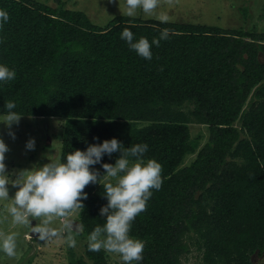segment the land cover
Wrapping results in <instances>:
<instances>
[{
    "label": "trees",
    "instance_id": "trees-1",
    "mask_svg": "<svg viewBox=\"0 0 264 264\" xmlns=\"http://www.w3.org/2000/svg\"><path fill=\"white\" fill-rule=\"evenodd\" d=\"M56 3L0 0L9 13L0 26V63L16 71L0 87V115L13 100L21 115L65 118L61 160L112 137L125 147L149 145L145 158L162 165V186L132 222L130 234L145 242L140 264H182L190 241L205 264H259L253 255L264 257V32L127 15L98 25L83 10ZM125 27L149 41L164 28L170 36L146 60L120 38ZM191 124L207 126L205 141L192 137ZM84 191L78 222L88 236L103 224L99 209L107 199L102 184ZM85 254L92 264H114L88 243ZM87 259L69 264H91Z\"/></svg>",
    "mask_w": 264,
    "mask_h": 264
},
{
    "label": "clouds",
    "instance_id": "clouds-1",
    "mask_svg": "<svg viewBox=\"0 0 264 264\" xmlns=\"http://www.w3.org/2000/svg\"><path fill=\"white\" fill-rule=\"evenodd\" d=\"M124 15L134 17L137 10H142L149 17H154L161 23H168L166 13L155 10L159 0H123ZM9 13L0 8V26L7 23ZM170 30H160L158 37L151 41L147 37H135L130 27L120 32V38L128 48L138 56L151 60L152 47H159L162 40L169 39ZM16 71L5 63H0V87L14 80ZM3 107L7 110L0 115V122L9 128V135L14 139L15 133L11 126L19 123L21 114L15 111L17 105L8 100ZM25 147L34 149L35 139L29 138ZM149 150L146 142L131 144L125 147L116 137L104 139L99 143H91L81 150L69 152L63 160L50 159L42 166L25 169L18 173L11 184L18 185L14 195L9 196L7 185L9 174L5 171V153L8 145L0 138V201L10 200L7 213L13 224L29 225L31 233L37 234V239L44 241L60 235L52 226L54 219L67 217L74 209L84 208L83 201L88 193L84 188L89 183H99L103 186V195L107 203L99 209V216L104 218L103 224H97L87 236L88 249L99 252L117 254L122 264H140L143 260L145 242L130 234L132 222L147 209V204L153 195V189L162 186V165L154 158H145ZM120 155L114 163L103 162L104 155L112 156L114 152ZM101 164L99 169L90 167ZM114 181V182H113ZM30 218L37 220L32 224ZM72 221L65 220L64 228L71 229ZM82 230L83 225H77ZM16 232L0 234V252L9 257L16 254ZM65 242L69 247L76 246V240L69 231Z\"/></svg>",
    "mask_w": 264,
    "mask_h": 264
},
{
    "label": "rangeland",
    "instance_id": "rangeland-1",
    "mask_svg": "<svg viewBox=\"0 0 264 264\" xmlns=\"http://www.w3.org/2000/svg\"><path fill=\"white\" fill-rule=\"evenodd\" d=\"M39 1L57 6L56 0ZM63 1L67 8L86 12L98 25H105L114 17L124 15L123 0ZM155 11L166 13L169 21L208 23L225 28L241 27L264 32V0H159ZM134 17L154 18L145 15L139 9ZM65 122L66 119L62 117L21 115L19 123L11 126V131L15 133L14 139L9 135V128L0 122V138H3L8 145V151L5 153V171L10 178V183L7 185L10 197L18 187L11 184L14 182L12 180L17 178L20 171L42 166L49 162V158L60 159ZM190 128L192 137L200 135L203 136L204 141L207 139L209 131L206 125L191 124ZM29 138L35 139V147L32 150L25 147ZM193 158V155L188 156L184 164H189ZM10 203V200L0 201V234L18 233L17 249L13 257L0 252V264H69L74 258L87 259L85 254L87 235L76 227L80 225L78 222L80 209L72 210L67 217L54 219L52 226L60 232V235L41 241L37 239V234L31 233L29 225L12 223V218L7 213V206ZM65 220L72 221L71 229L64 228ZM30 221L32 224L37 222L34 218H30ZM69 231L76 240L75 247H69L65 242ZM109 254L112 263H121L117 254ZM253 259L255 263L264 264V257L258 258L257 255H253ZM90 263L92 264V261ZM182 264H205L203 251L195 242L190 241V251L183 258Z\"/></svg>",
    "mask_w": 264,
    "mask_h": 264
}]
</instances>
